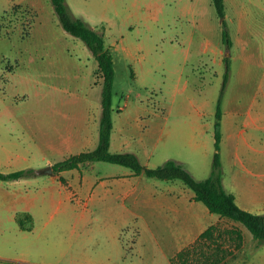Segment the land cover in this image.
<instances>
[{"label":"crops","instance_id":"0c3cea01","mask_svg":"<svg viewBox=\"0 0 264 264\" xmlns=\"http://www.w3.org/2000/svg\"><path fill=\"white\" fill-rule=\"evenodd\" d=\"M200 3L186 4L187 20H206L210 3L198 8ZM225 4L232 48L227 50L223 37L202 41V50L218 65L211 74L219 80H224L225 57L232 60L222 103L223 182L242 208L264 213V25L245 3ZM192 38L194 33L186 40ZM195 74L192 85L187 78L182 87L180 70L173 87L181 97L174 99L175 108L168 114L153 115L149 104L128 99L117 106V115L113 108L110 150L134 152L149 167L176 159L196 178L209 177L220 88L208 87L213 82L207 83L204 71ZM78 105L81 108L62 115L52 114L48 107L16 116L0 114V130L15 135L20 122L25 129L16 136L26 142L17 148V140L0 138V170L39 171L35 176L0 179V218L16 221L0 225V264H174L179 252L225 220L243 232L241 264H264V243L243 224L196 200L195 191L181 179L137 174L116 163L101 171L96 161L47 172L54 163L99 144L103 106L93 124L92 112ZM21 213L31 215L24 226L17 219Z\"/></svg>","mask_w":264,"mask_h":264},{"label":"rangeland","instance_id":"374dc122","mask_svg":"<svg viewBox=\"0 0 264 264\" xmlns=\"http://www.w3.org/2000/svg\"><path fill=\"white\" fill-rule=\"evenodd\" d=\"M196 1L67 0L75 15L104 33L114 55L115 115L117 106L127 99L149 104L153 115L170 113L171 107L175 108L174 99L181 97L175 95L173 86L182 69V87L185 79L192 85L195 73L204 71L207 83L213 82L208 87H218L221 91L223 77L219 80L211 74L218 65L202 50V41L208 37L222 39L223 18L212 0H199L198 8L210 3L208 13L204 14L206 20H187L185 6L196 7ZM239 2L245 3L264 25V0ZM8 6L9 0H0V114L16 116L27 109L31 112L48 107L52 114L62 115L81 108L78 105L81 104L92 112L94 124L97 110L102 107L103 77L88 44L64 29L52 0H12ZM192 33L195 38L186 40ZM187 54L188 60L184 62ZM66 101H71V106H66ZM16 125L15 135L0 130V138L17 140V148H21L26 142L16 135L22 136L25 125L24 128L20 122ZM211 144L215 148L212 139ZM96 163L101 171L111 165L107 161ZM0 225H16V221L3 217ZM217 225L215 238L210 240V253L206 245L198 257L219 256L218 264H241V244L235 234L228 233L236 225L229 220Z\"/></svg>","mask_w":264,"mask_h":264},{"label":"trees","instance_id":"16d2710c","mask_svg":"<svg viewBox=\"0 0 264 264\" xmlns=\"http://www.w3.org/2000/svg\"><path fill=\"white\" fill-rule=\"evenodd\" d=\"M218 15L223 18V40L227 50L233 45L230 29L226 16L225 0H213ZM55 11L60 18L64 29L73 36L83 39L92 50L103 77L102 88V106L103 112L100 122V139L96 148L73 154L60 160L53 165L54 172L62 170L79 168L82 164L90 161H107L130 167L137 174L145 173L150 177L160 179H181L195 191V199L204 202L212 212L222 217L239 222L247 227L253 236L264 242V213H254L242 208L236 200L234 193L229 192L223 182V168L221 158L222 130L221 120L223 117V98L231 76L232 60L230 56L225 57V74L222 88L217 102L216 123H215V154L213 159L212 172L209 177L198 179L185 163L176 159H168L157 167H149L143 164L134 152H112L111 136L113 131V88L115 81V61L111 49L107 46L104 33L99 32L92 27L82 17L73 13L67 0H52ZM38 170L34 168H25L12 172L0 171L1 180H15L23 177L35 176ZM31 218L29 213H21L17 216L18 221L24 226L25 219ZM219 229L217 224L211 225L205 230L195 243L179 252L173 258L174 264H218L217 258H199L200 250L207 245L210 246L212 239L215 237L216 230ZM233 233L239 240V246L243 242V232L240 227L228 230ZM240 246V248H241ZM206 252V251H205ZM215 252V251H214ZM231 252V251H230ZM213 253V252H212ZM217 254V253H216ZM212 257V254H209ZM204 256L206 254L204 253ZM196 257V258H195Z\"/></svg>","mask_w":264,"mask_h":264},{"label":"water","instance_id":"95a60500","mask_svg":"<svg viewBox=\"0 0 264 264\" xmlns=\"http://www.w3.org/2000/svg\"><path fill=\"white\" fill-rule=\"evenodd\" d=\"M46 171L49 172V173H52V172H53V167H52V166L48 167V168L46 169Z\"/></svg>","mask_w":264,"mask_h":264}]
</instances>
